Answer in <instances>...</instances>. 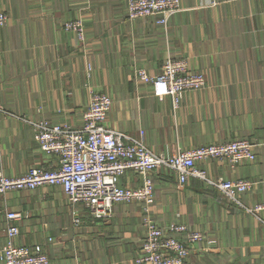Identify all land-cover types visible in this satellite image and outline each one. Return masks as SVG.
Returning a JSON list of instances; mask_svg holds the SVG:
<instances>
[{"label": "crops", "instance_id": "0c3cea01", "mask_svg": "<svg viewBox=\"0 0 264 264\" xmlns=\"http://www.w3.org/2000/svg\"><path fill=\"white\" fill-rule=\"evenodd\" d=\"M182 0L166 25L157 16L131 19L127 0H0V170L15 176L55 158L43 152L30 121L81 125L92 91L113 102L108 124L168 156L179 149L249 138L256 158L198 162L210 178L251 181L241 203L207 181L159 167L152 214L159 225L184 222L205 233L189 264H264V0ZM82 17L86 42L65 21ZM168 57L187 59L206 85L178 106L137 76L157 75ZM124 186L143 177L128 170ZM19 210L16 245L42 244L52 264L138 263L146 228L140 201L118 202L110 220L94 219L59 185L0 193V249L9 243L5 215ZM15 221H12L14 223ZM0 264H2L0 260Z\"/></svg>", "mask_w": 264, "mask_h": 264}, {"label": "built area", "instance_id": "2783aa9c", "mask_svg": "<svg viewBox=\"0 0 264 264\" xmlns=\"http://www.w3.org/2000/svg\"><path fill=\"white\" fill-rule=\"evenodd\" d=\"M225 1L231 0H208L204 5L217 6ZM181 9L182 0H127V12L131 19L157 16V23L163 25L167 24L171 14ZM8 20V12L0 10V27L5 26ZM64 28L74 31L80 43L86 42L82 17L65 21ZM137 76L152 83L157 93L171 95L175 106L179 105L184 91L201 89L207 82L203 72L189 69L187 59L175 57H168L157 75H149L145 69L139 68ZM112 102L106 93L92 91L81 125L67 121L52 122L49 119L30 121L39 148L55 158V162L32 166L15 176L6 175L0 170V193L59 185L72 203L84 205L94 219L105 220L113 217L116 203L140 201L144 208L146 234L141 255L136 261L145 264H189V255L206 235L200 230L191 229L184 222L172 221L167 226L158 224L152 214L155 202L154 172L159 167L175 170L179 188H183L191 176L201 178L220 189L228 198L241 203L242 194L251 186L250 180H213L198 162L207 158H221L236 166L243 160L256 158V144L249 138H239L179 149L168 156L159 155L143 141L108 124ZM130 169L142 175L141 185L132 187L121 184V176ZM257 208L264 210V203ZM5 215L11 223L6 229L9 243L0 249L2 264H52L42 244L16 245L12 241L20 233L17 222L24 218V213L8 210Z\"/></svg>", "mask_w": 264, "mask_h": 264}, {"label": "rangeland", "instance_id": "374dc122", "mask_svg": "<svg viewBox=\"0 0 264 264\" xmlns=\"http://www.w3.org/2000/svg\"><path fill=\"white\" fill-rule=\"evenodd\" d=\"M85 27H86V25H85Z\"/></svg>", "mask_w": 264, "mask_h": 264}]
</instances>
